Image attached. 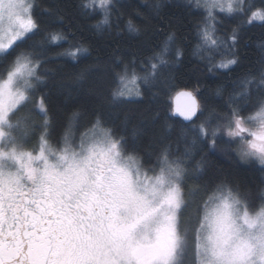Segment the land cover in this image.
Masks as SVG:
<instances>
[{
  "label": "snow or ice",
  "instance_id": "6c2138e0",
  "mask_svg": "<svg viewBox=\"0 0 264 264\" xmlns=\"http://www.w3.org/2000/svg\"><path fill=\"white\" fill-rule=\"evenodd\" d=\"M141 3L149 19L163 21L166 11L179 13L178 21L198 17L192 34L169 19L129 56L114 53L82 68L75 91L99 99L102 92L88 84L106 82L108 114L94 109L84 125L77 109L54 146L52 91L63 68L49 65H78L90 51L72 42L75 31L48 28L71 25L73 9L96 20L93 34L116 29L120 36L123 25L139 36L140 27L124 20L122 0H66L63 9H44L47 24L37 16L39 0H0V264H264V181L253 201L228 177L208 179L201 155L226 144L239 162L256 161L264 172V33L254 65L241 56L250 33L264 30V0ZM186 57L213 77H228L230 87L218 86L214 98L171 95ZM159 84L171 115L188 122L184 144L173 150L150 140L142 154L139 132L129 136L127 118L117 130L111 114L146 96L157 100Z\"/></svg>",
  "mask_w": 264,
  "mask_h": 264
},
{
  "label": "trees",
  "instance_id": "16d2710c",
  "mask_svg": "<svg viewBox=\"0 0 264 264\" xmlns=\"http://www.w3.org/2000/svg\"><path fill=\"white\" fill-rule=\"evenodd\" d=\"M128 7L123 9L124 20L129 18L133 19V22L140 27L139 36H129L126 31H123V25H121L120 36L116 35V29H113L111 33L104 32L102 34H93L91 25L96 23L95 19H83L78 17L75 10H72L71 25L65 23L55 24L48 28V30H60L75 31V40L73 43H83L89 48L90 56L80 63L74 64L71 60L62 61L60 65H49V67H62L63 71L59 73L57 79L53 84L52 100H51V116L54 121V131L52 133L51 143L55 146L61 136L63 125L67 122L74 111L77 109L82 114L81 123L86 125L93 118V110L100 109L108 114L109 106L107 104V83L101 84L97 81H90L88 87L102 92V98H97L95 94L77 93L74 88V80L76 74L88 64L95 61L97 58L101 60H107L114 53L121 54L123 56H129L132 52L137 51L140 44L151 36V33L155 31L157 25L161 28H166L169 19L174 26H181L184 31L182 35L190 36L192 33L189 31L191 27L197 22L198 17H189L188 19L178 21L176 19L179 13L173 15L172 12L166 11V18L163 21L156 19H149L146 15V8L141 0H122ZM151 3L154 0H147ZM167 2V0H165ZM41 5L37 12L38 18L45 21L47 24L46 15H44V9L50 8L56 10L57 5L60 9L66 6V0H39ZM72 3H78V0H72ZM68 15L67 13H65ZM264 30L256 28L251 35V41H249L246 47L241 49V56L244 59V64H253L259 56V52L256 48V43L261 37ZM36 40L39 41L40 37L37 36ZM33 43L29 41V44ZM68 45L65 44L64 48ZM61 51L63 49H60ZM197 81L199 84L197 85ZM174 90L171 95H174L176 91L182 89H190L197 91V94L203 93L205 97L214 98L213 93L218 86L227 85L230 87L228 77L209 75L199 62L193 58L186 57L184 62L179 66L175 72V79L172 82ZM64 85V89L59 90V86ZM161 90V95L157 100H152L150 96H146L141 102L129 104L120 108H117L112 112V122L117 130H123L122 124L127 118V132L129 136L133 129L139 132V144L141 152L147 149L150 140L161 141L171 144L173 150L179 145L181 149L184 144L183 133L186 129L183 127L186 125L180 119H177L171 115L169 106L171 101L169 96L164 94L166 88L163 84L157 85ZM72 90L71 96L68 95V91ZM159 113V116L153 120V115ZM170 126V130L169 127ZM80 131H84L83 128ZM30 148L37 147V142L34 140ZM201 155L207 156L208 166V179H224L228 177L234 184L241 185L245 190H250V199L256 201V190L261 185V181H264V172L260 171L261 166L256 161H249L247 163L239 162L236 156V149L230 148L226 144H219L215 152L206 151ZM200 156H197L199 159ZM196 202L199 203L200 197L197 196ZM187 216L190 219V223L195 219V208L189 209ZM194 222V221H193Z\"/></svg>",
  "mask_w": 264,
  "mask_h": 264
},
{
  "label": "water",
  "instance_id": "95a60500",
  "mask_svg": "<svg viewBox=\"0 0 264 264\" xmlns=\"http://www.w3.org/2000/svg\"><path fill=\"white\" fill-rule=\"evenodd\" d=\"M182 90H188V91H192V90H190V89H182ZM179 91H181V90H179ZM173 117H175V118H177V119H180L181 121H183V119L181 118V117H179V116H174L173 115ZM184 123H188L187 121H183Z\"/></svg>",
  "mask_w": 264,
  "mask_h": 264
},
{
  "label": "rangeland",
  "instance_id": "374dc122",
  "mask_svg": "<svg viewBox=\"0 0 264 264\" xmlns=\"http://www.w3.org/2000/svg\"><path fill=\"white\" fill-rule=\"evenodd\" d=\"M194 220H195V219H194ZM194 220H193V221H194ZM193 221H192V222H193Z\"/></svg>",
  "mask_w": 264,
  "mask_h": 264
}]
</instances>
